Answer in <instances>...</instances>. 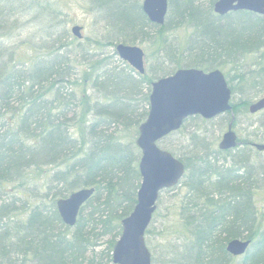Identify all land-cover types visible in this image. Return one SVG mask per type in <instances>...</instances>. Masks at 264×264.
Here are the masks:
<instances>
[{"label": "trees", "instance_id": "obj_1", "mask_svg": "<svg viewBox=\"0 0 264 264\" xmlns=\"http://www.w3.org/2000/svg\"><path fill=\"white\" fill-rule=\"evenodd\" d=\"M28 1L0 0L1 36L24 29L19 17L38 4L25 6ZM215 1L168 0L165 22L157 26L143 13L142 0H89L107 32L86 45L62 31L59 11L45 3L52 16L40 24L46 39L21 41L28 50L19 57L15 46L0 42V263L113 264L121 221L133 209L141 181L138 126L148 114L151 83L171 72L162 60L176 68L220 69L233 95L232 65L241 66L240 81L247 76L250 64L242 60L248 55L259 53V67L264 66V16L245 10L219 16L212 10ZM183 24L194 32L180 50L162 31ZM156 41L165 49L162 60L156 57L144 74L115 51L118 43ZM246 103L233 102L231 111L245 110ZM200 133L189 137L193 146L186 154L167 149L185 166L179 215L190 236L163 264H238L239 257L226 250L233 238L250 240L239 264H264L263 216L253 198L264 180V164L251 163L249 149L242 148L240 156L232 155L242 169L236 178L230 167L216 166L228 156L216 158L223 151L213 147L210 158L205 148L211 143ZM90 187L94 193L75 225L67 226L56 200Z\"/></svg>", "mask_w": 264, "mask_h": 264}, {"label": "water", "instance_id": "obj_2", "mask_svg": "<svg viewBox=\"0 0 264 264\" xmlns=\"http://www.w3.org/2000/svg\"><path fill=\"white\" fill-rule=\"evenodd\" d=\"M168 0H143L142 10L150 22L163 25ZM214 11L222 16L229 11L247 10L264 15V0H217ZM81 26L74 25L71 32L81 38ZM118 56L143 74L144 52L138 45L118 43ZM231 88L219 69L205 72L193 67H181L173 73L159 77L151 84L149 110L146 119L138 127L135 141L140 149V186L132 211L121 221V234L113 251V264H151V253L145 242V231L156 208L160 191L178 184L182 178L184 163L157 142L180 128L184 120L193 115L211 119L232 109ZM264 108V96L249 105L251 113ZM233 118L223 133L218 148L226 150L237 145L232 129ZM259 150L264 144L256 143ZM94 188H80L66 197L57 199L56 208L64 224L74 226L82 205L91 197ZM249 239L233 238L226 244L232 256L246 253ZM2 264V263H0Z\"/></svg>", "mask_w": 264, "mask_h": 264}, {"label": "rangeland", "instance_id": "obj_3", "mask_svg": "<svg viewBox=\"0 0 264 264\" xmlns=\"http://www.w3.org/2000/svg\"><path fill=\"white\" fill-rule=\"evenodd\" d=\"M32 1L38 3L32 8V13L27 12L23 13L21 17L18 16V21L23 24L24 29H14L11 37L0 35L1 44L5 43V45L10 47L15 46V52L18 57L25 50H28L26 49L27 45H22L21 41L28 40L31 43H39L41 40L43 41L46 39V34L42 31L40 24L41 22L47 24L49 22V16H52L44 9L45 3L49 4L51 9L59 11V18L62 21V31L69 32L70 34L71 28L74 25L81 26L80 34L82 37L80 39L78 38V40L81 41L82 45L102 39L107 32L101 14L96 11L94 5L91 4L89 0H29L25 3V6H29ZM35 11L37 12L36 14ZM37 14H39L38 17H40V23L39 18L36 17ZM193 32L194 30L192 27L183 24L179 28L162 31V34L167 37L168 43L173 44L177 46L178 49L182 50L185 48L186 43L192 38ZM136 44L141 46L144 50L146 68L150 64L153 65L156 57L161 59L165 50L158 44V41L154 43L136 42ZM76 52L78 55L82 56L83 48L78 46ZM258 54L259 53H257V56L256 54H250L247 59L245 58L242 60L243 63L247 62L250 64L246 66L248 67V71L245 72L247 76H243V81L238 79L241 77H239V73L236 71L238 68L240 70L241 66L239 67V64L236 66L232 65L231 69L233 71L230 72V76L235 91V94L232 97V103L239 104V102L242 101L244 104V101H247L245 106H248L251 102L264 96V66L263 68L259 67L262 63H259ZM261 60L264 63V59L262 58ZM162 61L167 65V72L171 71L170 73H172L174 69H176L175 64H169L168 60ZM242 89L244 91H242ZM240 106L241 105H239V107ZM241 109L242 110H239L237 113L230 111L231 113L227 114L226 112L209 119L205 123L200 120L189 118L186 126L181 131L164 138L163 143H160V146L165 149L174 150L177 152L176 154L179 155L183 154V152L186 154L185 152L193 146L191 145L192 138L189 137H191L194 131L199 132V135H202V133H200L201 131L204 134V138L211 143L206 146L205 152L209 150L210 158H213L214 154L212 153V150L217 148L223 133L227 129L230 116V119L233 118L235 124L233 125V129L240 139H250L257 143L264 144V109L255 113L249 112L248 107L245 110L243 107ZM198 139L200 138L195 140ZM241 150L242 148L239 147V149H236V151L234 150L232 154H239L238 156H240ZM247 152L251 158V163L253 162L258 166L264 164V151H258L255 148H251ZM220 156L222 158V155H217L216 158ZM226 162L227 161H223V159H219L216 162V166H229L230 163ZM182 185L183 179L174 187V189L162 191L160 193L158 207L155 210L156 213L149 226L150 232L146 235V244L151 251L153 259L156 260V264H163L164 259L170 258L171 260V257H175L172 252L173 249L175 248L174 251L182 249L180 247L188 242L187 239L190 236L187 232V235H185L184 231H186V229L182 222V217L179 215L181 213L179 209V198L184 192ZM253 192L255 205L258 207V212L263 216L264 224V180L259 188H256ZM235 261L239 264L241 263L242 258L239 257Z\"/></svg>", "mask_w": 264, "mask_h": 264}, {"label": "flooded vegetation", "instance_id": "obj_4", "mask_svg": "<svg viewBox=\"0 0 264 264\" xmlns=\"http://www.w3.org/2000/svg\"><path fill=\"white\" fill-rule=\"evenodd\" d=\"M235 131V130H234ZM236 133V132H235ZM236 136H237V145L235 146V147H233V148H230V149H226V150H221V151H223V154H222V157H224V156H228V160L227 159H225V161H227L226 163H230V165L228 166L227 165V167H230V169H231V171L234 173V176H236V178L237 177H239L240 175H241V172H242V169H241V165L238 163V162H236L234 159H233V157H232V152L235 150L236 151V149H239V147H241V148H246V149H251V148H255L256 150H258V151H264V148L262 149V150H259V149H257L256 147H255V144L257 143V142H255V141H253V140H250V139H244V140H242V139H240L239 137H238V135H237V133H236ZM231 155V156H230ZM237 159V158H236ZM224 161V160H223ZM240 174V175H239Z\"/></svg>", "mask_w": 264, "mask_h": 264}]
</instances>
